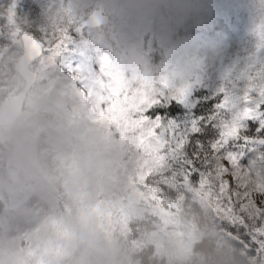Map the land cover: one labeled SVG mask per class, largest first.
Wrapping results in <instances>:
<instances>
[{
	"label": "clouds",
	"instance_id": "clouds-1",
	"mask_svg": "<svg viewBox=\"0 0 264 264\" xmlns=\"http://www.w3.org/2000/svg\"><path fill=\"white\" fill-rule=\"evenodd\" d=\"M112 66L154 81L198 0H67ZM98 20L99 23H94ZM22 39L0 45V264H264L177 185L153 190L129 141Z\"/></svg>",
	"mask_w": 264,
	"mask_h": 264
},
{
	"label": "snow or ice",
	"instance_id": "snow-or-ice-1",
	"mask_svg": "<svg viewBox=\"0 0 264 264\" xmlns=\"http://www.w3.org/2000/svg\"><path fill=\"white\" fill-rule=\"evenodd\" d=\"M6 17L11 28L9 37L22 39L34 55L44 56L53 63L71 42L70 33H79L84 28L63 8L52 13L51 28L42 30L39 37L16 25L13 7L8 8ZM93 22L99 23L98 20ZM258 33L264 42V24L259 26ZM247 79L248 89L242 97V104L246 106L237 119L255 117L260 104L264 103V68L256 77L248 73ZM162 84L168 87L167 81ZM185 91L184 88L177 90L180 97ZM253 91L258 93V100L254 107H249L247 105L253 104L250 94ZM79 95L92 119L113 128L122 139L130 142L144 177L154 178L153 190L179 185L195 200L208 206L246 250L255 252L256 257L264 261V182L242 169L238 154L230 150V142L240 139V127L235 121L222 122L213 142L206 148L197 143L196 150L189 153L186 151L188 139L178 133L175 125L146 114L151 105L160 102L153 81L141 76H126L112 66L107 57L102 59L99 76L80 86ZM219 107L226 110L227 101ZM196 131L193 127L192 132ZM243 143H249V138L244 137ZM193 176L197 177L195 181Z\"/></svg>",
	"mask_w": 264,
	"mask_h": 264
},
{
	"label": "rangeland",
	"instance_id": "rangeland-1",
	"mask_svg": "<svg viewBox=\"0 0 264 264\" xmlns=\"http://www.w3.org/2000/svg\"><path fill=\"white\" fill-rule=\"evenodd\" d=\"M66 3L67 0H16L13 4L16 25L39 37L42 30L51 28L52 13ZM11 4L12 0H0V45L8 42L11 31L6 17ZM262 24L264 0H198L194 21L180 33L181 39L162 41L159 47L149 40L146 53L156 67L153 87L161 100L175 98L190 105L202 90L208 95L220 94L219 104L207 120L197 118L189 130H178L188 139L186 151H195L197 143L206 148L218 137L222 122L235 121L240 127V139L230 142V150L238 154L240 167L260 182H264V148L254 142V147L244 154L243 138L248 137L250 144V139L264 138V127L263 131L258 129L260 123L256 124L255 117H237L246 106L242 97L248 89L247 74L251 72L256 77L264 68V42L258 33ZM70 34L71 42L56 57L54 65L63 80L82 86L99 76L106 54L95 47L84 30ZM162 81H167L168 87ZM181 88L186 90L183 97L177 92ZM250 94L253 104L247 106L254 107L258 93ZM225 101L228 107L221 110L219 105ZM193 127L196 132H192ZM223 163L231 167L227 161ZM228 179L234 185L230 175Z\"/></svg>",
	"mask_w": 264,
	"mask_h": 264
},
{
	"label": "trees",
	"instance_id": "trees-1",
	"mask_svg": "<svg viewBox=\"0 0 264 264\" xmlns=\"http://www.w3.org/2000/svg\"><path fill=\"white\" fill-rule=\"evenodd\" d=\"M13 11H16L15 7H13ZM197 94L198 97L195 98V100L190 105H185L175 98H169L168 100L160 99L159 103L151 105V109L146 114L155 115L165 124L171 123L175 125L177 131L189 130L191 126L190 124H194V121L197 122V118H204L207 120L209 116L215 112L217 104H219L220 101L219 93L208 95L202 90ZM254 119L257 121L256 124L260 123L258 129L263 131L264 103L260 104V111L257 113ZM263 139L264 138H261L258 141H256V139L254 141L250 139L251 144H243L244 154H247L250 149L254 147V142L259 145V148H264V143H261ZM192 179L195 181L197 177L193 176Z\"/></svg>",
	"mask_w": 264,
	"mask_h": 264
},
{
	"label": "water",
	"instance_id": "water-1",
	"mask_svg": "<svg viewBox=\"0 0 264 264\" xmlns=\"http://www.w3.org/2000/svg\"><path fill=\"white\" fill-rule=\"evenodd\" d=\"M16 3V0H12V5Z\"/></svg>",
	"mask_w": 264,
	"mask_h": 264
}]
</instances>
